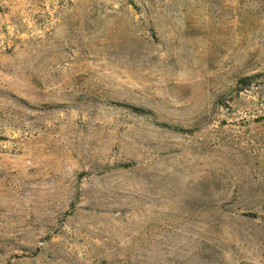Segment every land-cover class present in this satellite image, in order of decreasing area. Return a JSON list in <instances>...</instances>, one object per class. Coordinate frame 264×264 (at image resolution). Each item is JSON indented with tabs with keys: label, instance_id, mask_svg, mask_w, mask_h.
<instances>
[{
	"label": "rangeland",
	"instance_id": "374dc122",
	"mask_svg": "<svg viewBox=\"0 0 264 264\" xmlns=\"http://www.w3.org/2000/svg\"><path fill=\"white\" fill-rule=\"evenodd\" d=\"M0 264H264V0H0Z\"/></svg>",
	"mask_w": 264,
	"mask_h": 264
}]
</instances>
